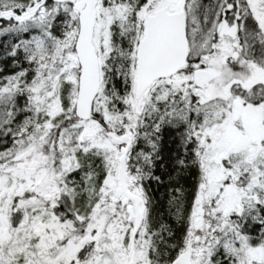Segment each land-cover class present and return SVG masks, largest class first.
Returning a JSON list of instances; mask_svg holds the SVG:
<instances>
[{
  "label": "snow or ice",
  "instance_id": "6c2138e0",
  "mask_svg": "<svg viewBox=\"0 0 264 264\" xmlns=\"http://www.w3.org/2000/svg\"><path fill=\"white\" fill-rule=\"evenodd\" d=\"M0 264H264V0H0Z\"/></svg>",
  "mask_w": 264,
  "mask_h": 264
}]
</instances>
